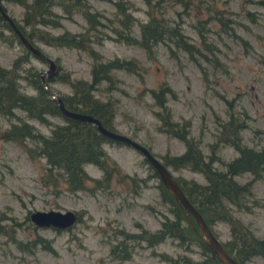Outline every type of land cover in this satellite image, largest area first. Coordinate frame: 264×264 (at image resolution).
<instances>
[{"label":"rangeland","instance_id":"obj_1","mask_svg":"<svg viewBox=\"0 0 264 264\" xmlns=\"http://www.w3.org/2000/svg\"><path fill=\"white\" fill-rule=\"evenodd\" d=\"M128 10L133 15V29L137 23L146 18L147 6L143 0H127ZM6 11L16 19L20 17L21 6L15 2L1 0ZM90 6L101 14L110 16L114 6L111 0H88ZM201 5L191 4L182 8L180 23L183 31L191 40H196L197 27L206 29L214 43V51L219 63L211 65L203 60L205 72L182 50L170 52L158 42L153 54L148 55L136 44L116 40L105 36L94 47L104 58L113 55L134 57L141 64L139 73L121 68L113 69L116 76L114 85L106 87L105 82L94 90L101 98L113 100L114 112L111 128L125 133L146 145L151 152L162 159L161 154L178 152L183 148L179 138L158 128V119L152 113L151 96L148 88L165 79L175 92L167 98V103L175 118L186 117L189 120L188 130L203 151L206 143L214 139L215 125L218 118H226L228 106L226 99H232L234 108L246 112V125L241 130L242 141L247 145L264 147V0H196ZM210 2L221 9L232 19L234 31L243 38L229 31L211 17ZM208 10V13L206 11ZM247 10V11H246ZM168 13L177 18L168 8ZM207 18L206 21H199ZM60 26L53 30L67 27L71 30L81 28L83 18L74 13L70 19L61 17ZM107 20V19H102ZM106 30L108 28L103 27ZM37 46L57 63L58 72H67L70 77H89L90 56L82 49L65 45L48 44L35 40ZM20 50L19 44L0 40V64L8 66L12 57ZM175 54V55H174ZM28 63L37 71L46 67L42 58L30 55ZM53 75V74H52ZM51 75V76H52ZM54 91H69V85L59 77L49 79ZM29 88V87H24ZM30 91L31 89H27ZM23 115V111L16 109ZM24 116V115H23ZM26 117L42 131L47 126L34 117ZM52 121L62 120L60 116L49 115ZM7 119L0 116V127L7 124ZM106 152L118 163L123 171L136 176H145L139 180L136 190H131L129 182L112 180L104 189L88 191L78 189L69 191L61 188L57 192L43 186L38 179L42 160L30 159L25 150L15 141L0 137V210L19 221L14 225L13 234L21 240H27L36 233L49 241L50 247L40 243L31 248L20 249L7 234H0V264H166L157 251L171 255L186 253L192 258L202 256L199 244H192L190 249L176 243L167 236L163 240L146 245L143 240L132 242L127 257L118 258L110 251V242L119 238L116 228L128 231H139L141 227L154 228L159 224L163 214L170 215L166 203L159 196L156 178L147 174L150 167L142 154L124 142L105 141L102 143ZM222 159H228L236 151L230 145L220 146L217 150ZM86 172L99 175L100 170L92 163L83 164ZM217 166H220L219 163ZM169 169L174 175L204 181L199 171L187 167ZM244 171L234 175L239 181L250 178ZM252 194L248 195L247 207L231 206L232 213L237 215L251 231L257 235L264 233V168L251 186ZM254 198L253 200H251ZM49 207L72 208L81 211L80 218L69 228L58 230L50 225L34 226L28 217L32 209ZM189 214V213H188ZM187 214V216H188ZM220 240L228 237V225L223 220L211 224ZM247 264H264V255L255 254L246 259Z\"/></svg>","mask_w":264,"mask_h":264},{"label":"trees","instance_id":"obj_2","mask_svg":"<svg viewBox=\"0 0 264 264\" xmlns=\"http://www.w3.org/2000/svg\"><path fill=\"white\" fill-rule=\"evenodd\" d=\"M8 1L21 6L18 19L10 16L34 45H37L35 40H38L48 44L76 47L84 50L91 60L88 78L70 77L67 72H58L45 78L46 86H44L38 71L28 63L29 56L35 54L21 43L0 14V40L17 43L20 47L8 66L0 64V116L8 120L6 125L0 127V137L15 141L32 160L42 158L39 160L41 166L38 179L43 186L53 192L61 188L69 191L104 189L114 179L128 181L131 185L130 189L136 190L138 181L144 180L145 176H136L123 171L102 145L105 141H122L105 136L90 121L62 114L56 101L50 96L49 89L59 95L66 106L89 112L103 125L111 128L114 102L108 97H99L94 90L102 82H105L106 87L114 85L116 76L113 69L121 68L139 73L141 64L132 56L113 55L104 58L93 44L109 36L136 44L146 54L151 55L155 44L161 42L170 52L173 48L184 51L202 72H205L203 60L211 65L219 63L214 51L215 43L207 35V28L203 25L197 27L196 40H191L182 29L179 20L181 10L174 6L177 3L184 9L191 4L198 6L201 4L196 0H143L147 6V16L138 21L135 31L132 27L134 17L127 9V0H111L114 10L110 16L92 8L88 0ZM0 3L6 10L1 0ZM206 5L214 12L211 17L218 21L224 31L241 36L234 31L231 23H228L232 19L228 14H224L210 2ZM169 7L177 18L168 13ZM74 13L79 14L84 20L81 28L71 30L62 26L53 30V27L62 25L61 17L70 19ZM103 18L107 20H102ZM206 19L201 18L199 21ZM105 26L108 30L103 28ZM243 40L246 41L244 38ZM55 77L66 81L70 90L54 91L48 81ZM148 91L151 96L150 104L153 105L151 111L158 119V128L183 142L181 151L165 152L161 154L160 160L172 168L184 166L199 171L205 177L204 181H198L191 177L173 175L187 199L200 212L214 235L216 234L211 227L213 222L223 220L227 223L228 237L219 240L233 257L247 264L245 260L252 255H264V233L257 235L251 231L237 215L232 213L230 206L232 204L237 208L248 206L247 200L248 195L252 194V182L260 176L264 168V147L247 145L241 138V130L246 125V112L241 108H234L232 99H226L229 108L227 116L217 119L214 139L206 143L207 150L203 151L199 139L189 133V120L186 117H173L167 98L169 95L174 96L175 92L168 82L165 79L159 80L155 86L149 87ZM16 109L22 110L24 116L34 117L42 122L47 126V131L44 132L27 121L26 117L16 112ZM49 115L60 116L62 120L52 121ZM223 145L232 146L236 153L228 159H222L217 150ZM84 163H92L100 170V174H88L83 166ZM218 163L220 166H217ZM147 165L150 167L147 174L156 178L159 196L166 203L170 215L163 214L159 224L154 228L141 227L139 231L116 228L115 233L118 232L119 238L110 242V251L118 258L127 257L132 242L138 243L143 240L146 245H153L169 236L187 249H190L194 243L199 244L202 256L192 258L184 252L176 255L165 251L155 252L166 264H221L195 232L192 224L195 227L196 224L191 214L188 216L185 214L183 206L161 183L152 166L149 163ZM244 171L251 174L250 178L243 181L235 179L234 175ZM80 215L81 211H77L75 220L79 219ZM19 224L13 216L0 210V234L8 233L20 249H29L38 242L44 247H50L47 238L38 233L27 240L17 238L12 232L14 225ZM70 225L65 228H69ZM34 226L37 225L33 223ZM52 227L57 230L63 228ZM128 240L132 242L129 243Z\"/></svg>","mask_w":264,"mask_h":264},{"label":"water","instance_id":"obj_3","mask_svg":"<svg viewBox=\"0 0 264 264\" xmlns=\"http://www.w3.org/2000/svg\"><path fill=\"white\" fill-rule=\"evenodd\" d=\"M0 14L7 21L12 30L16 33L21 43L27 49H29L30 52L46 61V67L38 71L40 81L44 84L45 78L50 77L57 70V63L52 57L45 54L37 45H34L28 39V37L20 30V28L16 25V23L7 13V11L2 7L1 3ZM44 86L46 85L44 84ZM49 92L50 96L56 101L57 107L62 114L68 117L90 121L94 124L96 129L105 136H108L115 140H120L137 149L145 158V160L155 170L157 177L159 178L161 183L171 192L172 196L183 206L185 214H191L196 224V227L192 224L195 232L201 238V240L208 246L213 255L221 264H245L233 257L231 254H229L228 251L223 247L220 240L216 235L213 234L200 212L187 199L186 195L175 180L173 176L174 174L169 169V167L165 165L160 160V158L155 156L146 145L125 133L119 132L103 125L95 115L89 112L79 111L66 106L59 95L54 94V92H52V90L50 89ZM28 217L37 226L50 225L56 227H65L75 221L76 211L72 208H40L30 210L28 212Z\"/></svg>","mask_w":264,"mask_h":264}]
</instances>
